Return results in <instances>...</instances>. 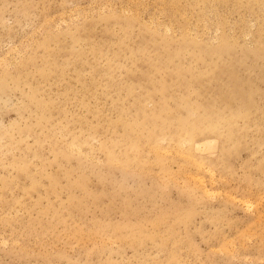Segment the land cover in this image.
I'll list each match as a JSON object with an SVG mask.
<instances>
[{
	"label": "rangeland",
	"instance_id": "rangeland-1",
	"mask_svg": "<svg viewBox=\"0 0 264 264\" xmlns=\"http://www.w3.org/2000/svg\"><path fill=\"white\" fill-rule=\"evenodd\" d=\"M0 264H264V0H0Z\"/></svg>",
	"mask_w": 264,
	"mask_h": 264
}]
</instances>
